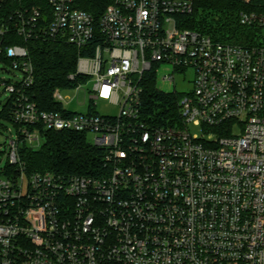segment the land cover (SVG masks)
I'll list each match as a JSON object with an SVG mask.
<instances>
[{
  "label": "built area",
  "instance_id": "built-area-1",
  "mask_svg": "<svg viewBox=\"0 0 264 264\" xmlns=\"http://www.w3.org/2000/svg\"><path fill=\"white\" fill-rule=\"evenodd\" d=\"M194 2L111 0L95 19L76 0H0L15 127L0 172V264H264V5L239 11L257 40L242 45L181 28ZM37 40L80 52L71 85L52 93L62 110H41L30 91ZM160 67L167 81L194 70L164 124L141 112ZM88 79L89 109H64L61 90ZM100 102L117 113H98ZM43 130L84 133L100 172L29 171L20 143L39 147Z\"/></svg>",
  "mask_w": 264,
  "mask_h": 264
},
{
  "label": "trees",
  "instance_id": "trees-1",
  "mask_svg": "<svg viewBox=\"0 0 264 264\" xmlns=\"http://www.w3.org/2000/svg\"><path fill=\"white\" fill-rule=\"evenodd\" d=\"M111 0H76V5L98 19ZM264 0H195L191 13L178 17L179 26L208 35L216 41L249 45L255 29L238 23L241 10L262 11ZM33 63L31 93L41 110H62L52 93L55 88L71 85L68 74L75 70L79 50L59 41H32ZM177 95L159 92L150 74L143 82L141 112L150 122H172L177 115ZM11 104L7 100L0 116L12 122ZM42 143L37 148L23 144L20 155L29 171L51 170L59 173L93 175L100 172L102 151L92 145L84 133L74 131H42Z\"/></svg>",
  "mask_w": 264,
  "mask_h": 264
},
{
  "label": "rangeland",
  "instance_id": "rangeland-1",
  "mask_svg": "<svg viewBox=\"0 0 264 264\" xmlns=\"http://www.w3.org/2000/svg\"><path fill=\"white\" fill-rule=\"evenodd\" d=\"M169 72L167 68L160 67L159 75L155 78V87L159 92L165 94H171L177 92L179 95L187 94L193 89V76L194 70L192 68H186V70L177 69L174 71V81L163 80L160 75ZM14 79L11 73L0 70V80L1 79ZM82 88L75 90L73 88H66L61 90V94L64 97L62 107L66 110L76 112V111H87L88 104L90 100L87 95V90L91 88L92 81L88 79L86 82H81ZM56 89V88H55ZM54 89V90H55ZM8 92L3 91L2 85H0V112L5 105L8 97ZM98 113L115 115L118 111L117 107L112 105H107L102 102L97 103L94 109ZM192 132L197 131L191 124H189ZM11 130V132L9 131ZM14 138L15 127L13 123L3 116H0V172L7 168L9 160L7 155L8 143L10 134ZM23 143H20L21 147Z\"/></svg>",
  "mask_w": 264,
  "mask_h": 264
}]
</instances>
